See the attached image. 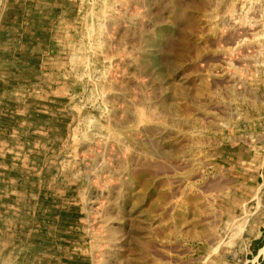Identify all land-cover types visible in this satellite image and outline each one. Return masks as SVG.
Segmentation results:
<instances>
[{
  "label": "rangeland",
  "instance_id": "1",
  "mask_svg": "<svg viewBox=\"0 0 264 264\" xmlns=\"http://www.w3.org/2000/svg\"><path fill=\"white\" fill-rule=\"evenodd\" d=\"M257 235L264 0H0V264H264Z\"/></svg>",
  "mask_w": 264,
  "mask_h": 264
},
{
  "label": "crops",
  "instance_id": "2",
  "mask_svg": "<svg viewBox=\"0 0 264 264\" xmlns=\"http://www.w3.org/2000/svg\"><path fill=\"white\" fill-rule=\"evenodd\" d=\"M5 29H3L2 30V34H3V31H4ZM7 32H9L8 30H6L5 31V33H7ZM6 35V34H5ZM6 36H8V34L6 35ZM4 41V40H3ZM5 42V41H4ZM10 76H14L15 77V79L17 80V81H21V80H23L22 78H20V76L18 75V74H9ZM41 78V77H40ZM34 96L35 97H38V98H42L43 96L41 95L40 96V94L38 95H36V94H34ZM20 97H23L22 95H20ZM24 97H25V95H24ZM249 247H250V250L252 251H254L255 252V254L258 256L262 251H261V248H263L264 247V235L263 236H254V237H252L251 238V240H250V243H249Z\"/></svg>",
  "mask_w": 264,
  "mask_h": 264
}]
</instances>
